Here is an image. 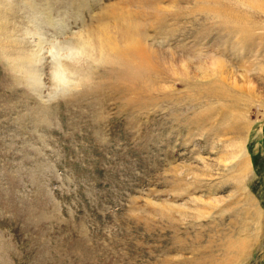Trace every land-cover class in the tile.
Here are the masks:
<instances>
[{
	"label": "rangeland",
	"instance_id": "obj_1",
	"mask_svg": "<svg viewBox=\"0 0 264 264\" xmlns=\"http://www.w3.org/2000/svg\"><path fill=\"white\" fill-rule=\"evenodd\" d=\"M0 264H264V0H0Z\"/></svg>",
	"mask_w": 264,
	"mask_h": 264
},
{
	"label": "clouds",
	"instance_id": "obj_2",
	"mask_svg": "<svg viewBox=\"0 0 264 264\" xmlns=\"http://www.w3.org/2000/svg\"><path fill=\"white\" fill-rule=\"evenodd\" d=\"M80 41L81 38L77 37L71 48L56 47L51 49V63L48 65L47 71L50 84L58 94H68L78 87L79 82L75 78V70L82 58L87 55Z\"/></svg>",
	"mask_w": 264,
	"mask_h": 264
},
{
	"label": "bare ground",
	"instance_id": "obj_3",
	"mask_svg": "<svg viewBox=\"0 0 264 264\" xmlns=\"http://www.w3.org/2000/svg\"><path fill=\"white\" fill-rule=\"evenodd\" d=\"M256 3H257V1H256ZM134 43H135V42H134ZM134 43H132L131 45L135 46ZM135 44H136V43H135ZM136 46H138V45H136ZM141 46H142V45H141ZM141 46H140V47H141ZM141 49H142V47H141ZM138 51H139V50H138ZM131 61H132V60H131ZM134 61H135V60H134Z\"/></svg>",
	"mask_w": 264,
	"mask_h": 264
}]
</instances>
